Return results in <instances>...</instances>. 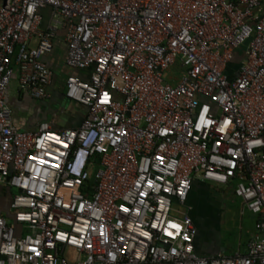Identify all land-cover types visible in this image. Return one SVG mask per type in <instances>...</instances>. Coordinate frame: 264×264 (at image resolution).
Instances as JSON below:
<instances>
[{
	"label": "built area",
	"instance_id": "built-area-1",
	"mask_svg": "<svg viewBox=\"0 0 264 264\" xmlns=\"http://www.w3.org/2000/svg\"><path fill=\"white\" fill-rule=\"evenodd\" d=\"M59 30L86 114L20 130L8 84L50 97ZM196 176L236 181L246 253L196 252ZM0 187V264H264V0H0Z\"/></svg>",
	"mask_w": 264,
	"mask_h": 264
},
{
	"label": "crops",
	"instance_id": "crops-1",
	"mask_svg": "<svg viewBox=\"0 0 264 264\" xmlns=\"http://www.w3.org/2000/svg\"><path fill=\"white\" fill-rule=\"evenodd\" d=\"M65 52L66 43L63 38V31L59 30L53 39L52 50L43 56V60L52 70V80L46 87L50 93L49 98H34L28 92L20 90L17 71L12 75L5 98L11 110L12 122L20 130H31L40 121H50L54 128L76 127L84 118L86 108L64 96L66 76L70 74L84 75V71L73 69L65 63ZM235 184V180H230L227 184H217L204 181L196 176L193 179L192 188L185 205L178 206V211L190 214L193 219L196 227L194 246L198 254L212 255L222 252L226 255H232L247 252L254 227L243 238H238L237 243H230L213 225L205 227L202 213H195L202 211L199 208L201 199L211 196V189L215 188V185H226L234 194ZM214 199L215 201L218 200Z\"/></svg>",
	"mask_w": 264,
	"mask_h": 264
},
{
	"label": "rangeland",
	"instance_id": "rangeland-1",
	"mask_svg": "<svg viewBox=\"0 0 264 264\" xmlns=\"http://www.w3.org/2000/svg\"><path fill=\"white\" fill-rule=\"evenodd\" d=\"M248 42L249 40H246L242 47L245 48ZM214 187L211 189V196L201 199L199 208L202 211L195 213H202L205 227L213 225L225 240L237 243L238 238H243L248 231L253 229L257 216L251 213L243 201L235 196L226 185H215ZM14 193L15 189L3 190L0 187V209L6 217L9 214L8 204ZM214 198L218 200L215 201Z\"/></svg>",
	"mask_w": 264,
	"mask_h": 264
},
{
	"label": "water",
	"instance_id": "water-1",
	"mask_svg": "<svg viewBox=\"0 0 264 264\" xmlns=\"http://www.w3.org/2000/svg\"><path fill=\"white\" fill-rule=\"evenodd\" d=\"M9 217H11L9 214H8Z\"/></svg>",
	"mask_w": 264,
	"mask_h": 264
}]
</instances>
